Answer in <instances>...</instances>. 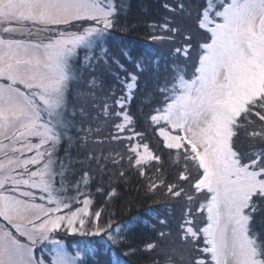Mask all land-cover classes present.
<instances>
[{
    "label": "snow or ice",
    "instance_id": "obj_1",
    "mask_svg": "<svg viewBox=\"0 0 264 264\" xmlns=\"http://www.w3.org/2000/svg\"><path fill=\"white\" fill-rule=\"evenodd\" d=\"M126 14L0 0V264H264V0H158L137 52Z\"/></svg>",
    "mask_w": 264,
    "mask_h": 264
},
{
    "label": "trees",
    "instance_id": "obj_2",
    "mask_svg": "<svg viewBox=\"0 0 264 264\" xmlns=\"http://www.w3.org/2000/svg\"><path fill=\"white\" fill-rule=\"evenodd\" d=\"M125 3L127 5L126 20L131 27L126 33L117 32L112 43L127 44L134 52L141 51L148 44V28L146 27V23L151 17H153L154 13L157 12L158 0H125ZM65 147L68 146L65 145ZM80 152H83V148L80 149ZM71 153L76 157L77 152L75 148L71 149ZM60 155L63 157V150H61ZM79 158L82 159V155L79 156ZM138 187L137 180L133 177L129 184L122 189L124 192V198L119 205L113 208V211L123 213L121 217L122 219L127 220L131 216L144 215L148 202L144 201L142 196L135 190L138 189ZM125 200L132 201L131 206L127 209L124 208ZM155 207H159V205H155ZM88 241L92 242L91 240ZM138 259L141 261V264H150L147 257H140Z\"/></svg>",
    "mask_w": 264,
    "mask_h": 264
},
{
    "label": "rangeland",
    "instance_id": "obj_3",
    "mask_svg": "<svg viewBox=\"0 0 264 264\" xmlns=\"http://www.w3.org/2000/svg\"><path fill=\"white\" fill-rule=\"evenodd\" d=\"M58 238L62 239L68 245H72V246H75L77 243L85 242V241H88V240H91L92 242H94L95 240L98 239V238L82 237V236H79V235L66 234V233H63V232H61V234H60V236ZM99 258H101L100 260L103 262V264H106L107 257H104L103 255H101L100 257H92V259H94V261L96 259H99Z\"/></svg>",
    "mask_w": 264,
    "mask_h": 264
}]
</instances>
